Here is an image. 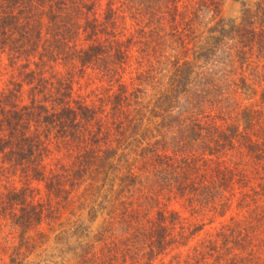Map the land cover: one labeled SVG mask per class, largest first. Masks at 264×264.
Masks as SVG:
<instances>
[{
	"label": "trees",
	"instance_id": "trees-1",
	"mask_svg": "<svg viewBox=\"0 0 264 264\" xmlns=\"http://www.w3.org/2000/svg\"><path fill=\"white\" fill-rule=\"evenodd\" d=\"M225 1L0 0V65L18 68L0 90V177L23 181L0 191L7 264H34L56 232L40 262L264 264V0L229 22ZM248 93L258 105L241 108ZM75 198L102 222L73 250ZM205 219L222 221L191 244Z\"/></svg>",
	"mask_w": 264,
	"mask_h": 264
},
{
	"label": "rangeland",
	"instance_id": "rangeland-1",
	"mask_svg": "<svg viewBox=\"0 0 264 264\" xmlns=\"http://www.w3.org/2000/svg\"><path fill=\"white\" fill-rule=\"evenodd\" d=\"M258 0H226L222 9H221V18L223 20H225V22H229V21H239L241 15H242V10L244 8V6H252L255 2H257ZM103 2V1H102ZM2 62L0 65V90L7 84L8 80H10V78L12 76H14V73L17 74L18 73V68L15 65L13 68H10V64L7 60V57L4 56L1 58ZM23 61V60H22ZM58 71L61 72V68H57ZM16 76V75H15ZM78 85L76 84V90L79 89L78 87L80 86L79 92H80V96L81 95H88L90 94L91 90L95 89V87L101 85L102 83L95 77H93L91 80H88V82L85 81V79H78ZM85 83H91V84H85ZM258 97L259 95H255L252 96L251 93H248V96L245 94H239L237 100L240 103L241 108L243 106L245 107H253L254 105H258ZM94 97H89V100H93ZM255 109H259L258 106ZM260 111H264V107L260 106ZM60 156V155H59ZM247 159L246 157L244 158V160ZM70 161L67 158H61L57 157L56 159H47L46 163L50 166H52L54 168L55 171H57V169L61 168L62 166H70ZM263 163H261L262 165ZM258 170V169H257ZM257 173V171H255ZM11 175L8 173H3V175H1L0 177V191L2 193H5V188H7L8 186H10V182L16 186V187H20L23 184V181L20 180V178L15 175ZM20 182V183H19ZM32 184L35 185V187L39 190L40 195L43 196V185L42 184H37L36 182H32ZM36 191H34L33 196H36ZM78 197H80V193L77 194ZM39 197V196H38ZM35 199H37L35 197ZM76 200H73L71 202V204L69 206L66 207V211L63 212V217H62V222H63V226L61 228H63L64 232H67L68 234H76L75 236H72L71 238H69L66 241L67 246L69 247V249H75L76 247V241L78 242V237L80 234V229H87L86 233L89 235H93L99 225L102 222V219L99 218V216H97V218L95 219V221H93V219L95 218L93 215L92 216H88V212L85 210H81V203H80V198H75ZM171 208L174 209H180V207L176 204H172ZM187 215V214H186ZM188 216V215H187ZM238 217H243L244 214L242 213H238L237 214ZM197 218H192V222H198L199 220H197ZM93 221V222H92ZM222 221V220H219ZM219 221H214L213 223H208V221L205 219L203 220V223H205V226L202 228V231H200V233L197 235L196 239L192 241L191 244H195L198 240H203V239H207L208 237H210L211 235L215 234L216 230L220 227ZM191 222V221H190ZM5 222H2V226ZM7 224V223H6ZM81 224V225H80ZM8 226V224H7ZM82 228H81V227ZM56 229H60V227L58 225H55ZM78 229V230H77ZM3 235H8L10 232L9 227L4 228L3 230ZM60 234H58L57 232L55 234H49V239L48 242L42 246L41 248H39V250H37V252L35 254H33L27 261V263H39L40 261H42L44 259L45 255H48L49 253H51L50 248L55 247V242H59ZM13 238V239H12ZM7 239L6 236H4L2 239H0V258H3L5 260V263H8V254L4 255L2 251L1 247L3 246L5 240ZM9 242V241H8ZM2 244V245H1ZM9 244H13L15 245V247H18V241L16 238V234L13 236H11L10 242ZM58 247V246H57ZM66 248V246H65ZM58 249H61L60 247H58ZM186 249L187 248H183L180 251L181 254L185 255L186 253ZM8 253V252H7ZM37 255H41V257H37ZM173 255V253H172ZM172 255L166 257V258H161L163 259L161 261V259L157 260L155 262V264H166L168 263L171 259H172ZM70 255H67L66 259H69ZM52 262H57L60 263V258H59V254H56V258H53ZM70 264H76V261H69ZM40 264H46V262H40Z\"/></svg>",
	"mask_w": 264,
	"mask_h": 264
}]
</instances>
